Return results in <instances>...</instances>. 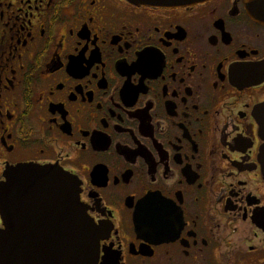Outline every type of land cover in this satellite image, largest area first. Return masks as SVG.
I'll return each mask as SVG.
<instances>
[{
  "label": "flooded vegetation",
  "instance_id": "obj_1",
  "mask_svg": "<svg viewBox=\"0 0 264 264\" xmlns=\"http://www.w3.org/2000/svg\"><path fill=\"white\" fill-rule=\"evenodd\" d=\"M245 1L0 0V181L75 176L97 264H264V24Z\"/></svg>",
  "mask_w": 264,
  "mask_h": 264
},
{
  "label": "water",
  "instance_id": "obj_2",
  "mask_svg": "<svg viewBox=\"0 0 264 264\" xmlns=\"http://www.w3.org/2000/svg\"><path fill=\"white\" fill-rule=\"evenodd\" d=\"M130 1L180 8L206 0ZM245 3L249 15L264 24V0ZM258 115L264 140V109ZM261 159L264 171V144ZM59 170L21 164L6 171V179L0 182V214L5 225L0 228V264H94L95 234L77 206V181Z\"/></svg>",
  "mask_w": 264,
  "mask_h": 264
},
{
  "label": "snow or ice",
  "instance_id": "obj_3",
  "mask_svg": "<svg viewBox=\"0 0 264 264\" xmlns=\"http://www.w3.org/2000/svg\"><path fill=\"white\" fill-rule=\"evenodd\" d=\"M53 163H55V161H53ZM59 170V169H58ZM61 174H68L67 172L63 171V170H59ZM5 175V173H4ZM72 177H74L76 179L75 176L73 175H69L68 174V178L71 179ZM77 183H76V203H77V206H79L80 208L83 209L85 215L89 218L90 220V226L92 228V231L94 232L95 234V239H94V244H93V247H94V256H93V260H94V264H97L98 262V259H99V256H100V241L102 239H104V237L106 236V231H105V225L103 223H100V222H96V221H93L89 216H88V207H87V201L85 202H81V183L76 179ZM2 182V181H0ZM86 206V207H85ZM0 223H3V222H0Z\"/></svg>",
  "mask_w": 264,
  "mask_h": 264
}]
</instances>
